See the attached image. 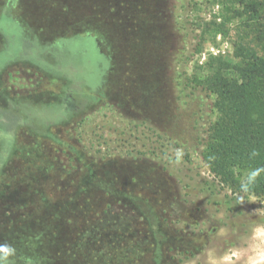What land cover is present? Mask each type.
I'll use <instances>...</instances> for the list:
<instances>
[{
  "label": "rangeland",
  "instance_id": "374dc122",
  "mask_svg": "<svg viewBox=\"0 0 264 264\" xmlns=\"http://www.w3.org/2000/svg\"><path fill=\"white\" fill-rule=\"evenodd\" d=\"M241 1L0 0V16L7 7L54 48L57 69H93L98 56L55 50L59 36L77 34L83 41L67 44L85 50L90 35L108 58L103 98L62 123L16 131L0 172V256L12 264H264V196L222 183L201 157L215 116L196 78L210 58L250 42L264 62V21L244 16ZM66 87L12 63L0 72V106L55 108Z\"/></svg>",
  "mask_w": 264,
  "mask_h": 264
},
{
  "label": "trees",
  "instance_id": "16d2710c",
  "mask_svg": "<svg viewBox=\"0 0 264 264\" xmlns=\"http://www.w3.org/2000/svg\"><path fill=\"white\" fill-rule=\"evenodd\" d=\"M240 3L243 15L249 20L264 21V0ZM0 36L3 41L0 72L12 63L26 61L44 72L72 82L58 107L18 106L13 109L11 106V109H6L0 106L1 172L13 151L15 133L19 128L28 127L36 131V124L46 127L62 123L69 119V110H72L71 114L81 112L90 103V98L94 101L103 98V77L108 70V58L90 35L85 37L90 41L85 42L88 44L87 48L84 46L85 50H75L73 45L67 44L70 39H61L55 50L64 48V52L82 56L93 48L98 53L96 62L90 63L93 69L91 66L88 70L78 69L76 65L73 68H51L44 57L53 53L52 46L40 44L11 16L7 7L0 16ZM73 38L83 41L80 36ZM238 48L235 46L236 52L232 56L210 58L201 76L196 78L201 91L211 97L215 116L201 157L212 175L222 183L238 185L247 194L264 196V62L252 42L242 46L241 53ZM74 101L80 104L75 112ZM237 170L245 173L244 179L240 180L235 173ZM0 264L12 262L0 256Z\"/></svg>",
  "mask_w": 264,
  "mask_h": 264
},
{
  "label": "flooded vegetation",
  "instance_id": "af4514ba",
  "mask_svg": "<svg viewBox=\"0 0 264 264\" xmlns=\"http://www.w3.org/2000/svg\"><path fill=\"white\" fill-rule=\"evenodd\" d=\"M8 1H9V0H6V2H5L6 5L12 2V0H10L9 3H8ZM74 36H77V34H76V35H70V36H67V38H66V37H61V36H59L58 39H63V38H64V39H71V38H73ZM59 41H60V40H59ZM59 41H58V42H59ZM53 49H54V48H53ZM104 56H105V55H104ZM44 58H45V60L47 61V63L49 64V66H50L51 68H52V67H56V58H53V57L51 56V54L48 55V56H45ZM106 58H107V57H106ZM21 62H22V61H21ZM23 62H25L26 64H28L29 66H31V67L33 68V70L37 73V75H38L39 77H43V78H48V77H50V78H56V79L59 78V79H62V80H64L65 82H67V84H68V87H66V90L70 89L71 84H72L71 81L65 79L64 77H58V76L54 75V73H47V72H44V71H42L38 66H34V65L30 64L29 62H26V61H23ZM106 73H107V72H106ZM105 76H106V74H105ZM105 76L103 77L104 79H105ZM104 79H103V82H104ZM103 85H104V83H103ZM104 95H105V93H104V89H103L102 96L104 97ZM20 106H27V107L38 108V107L33 106L32 104H29V103H27V102L21 104ZM3 108H6V109H9V108H10V109H11V106H9V107H3ZM35 127H36V125H35ZM26 128H28V127H26ZM19 129H20V128H19ZM28 129H29V128H28ZM30 130H31V129H30ZM8 159H9V157L7 158V160H6V162L4 163L3 167L6 165Z\"/></svg>",
  "mask_w": 264,
  "mask_h": 264
},
{
  "label": "crops",
  "instance_id": "0c3cea01",
  "mask_svg": "<svg viewBox=\"0 0 264 264\" xmlns=\"http://www.w3.org/2000/svg\"><path fill=\"white\" fill-rule=\"evenodd\" d=\"M95 15H97L99 12L94 10Z\"/></svg>",
  "mask_w": 264,
  "mask_h": 264
}]
</instances>
